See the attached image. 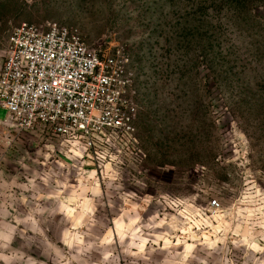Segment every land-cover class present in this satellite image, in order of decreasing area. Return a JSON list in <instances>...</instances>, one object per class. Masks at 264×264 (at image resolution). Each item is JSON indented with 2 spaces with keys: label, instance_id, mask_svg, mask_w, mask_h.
<instances>
[{
  "label": "rangeland",
  "instance_id": "obj_1",
  "mask_svg": "<svg viewBox=\"0 0 264 264\" xmlns=\"http://www.w3.org/2000/svg\"><path fill=\"white\" fill-rule=\"evenodd\" d=\"M24 22L127 45L139 113L69 151L0 110V264H264V0H0V67Z\"/></svg>",
  "mask_w": 264,
  "mask_h": 264
},
{
  "label": "built area",
  "instance_id": "obj_2",
  "mask_svg": "<svg viewBox=\"0 0 264 264\" xmlns=\"http://www.w3.org/2000/svg\"><path fill=\"white\" fill-rule=\"evenodd\" d=\"M0 108L21 131L69 151H93L109 138L135 141L139 104L128 47L111 35L92 47L57 22L21 23L0 67Z\"/></svg>",
  "mask_w": 264,
  "mask_h": 264
},
{
  "label": "snow or ice",
  "instance_id": "obj_3",
  "mask_svg": "<svg viewBox=\"0 0 264 264\" xmlns=\"http://www.w3.org/2000/svg\"><path fill=\"white\" fill-rule=\"evenodd\" d=\"M80 127L83 128V125H81ZM213 203H215V202H213Z\"/></svg>",
  "mask_w": 264,
  "mask_h": 264
},
{
  "label": "crops",
  "instance_id": "obj_4",
  "mask_svg": "<svg viewBox=\"0 0 264 264\" xmlns=\"http://www.w3.org/2000/svg\"><path fill=\"white\" fill-rule=\"evenodd\" d=\"M0 110H1V108H0ZM6 116V115H5Z\"/></svg>",
  "mask_w": 264,
  "mask_h": 264
}]
</instances>
